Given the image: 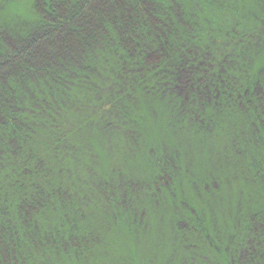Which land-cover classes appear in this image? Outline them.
<instances>
[{"label": "rangeland", "instance_id": "rangeland-1", "mask_svg": "<svg viewBox=\"0 0 264 264\" xmlns=\"http://www.w3.org/2000/svg\"><path fill=\"white\" fill-rule=\"evenodd\" d=\"M36 1L0 0V49L7 41L16 46L26 25L38 21ZM181 1L203 31L202 44L220 61L235 62L243 55L253 74L259 70L264 62V0ZM191 27L195 29L193 23ZM106 66L99 51L96 73L85 84L54 92L43 84L45 78L27 83L22 111L32 120L26 130L30 136L19 140L23 153L9 160L15 142L0 133V151L8 156L0 161V200L14 217L21 219L20 207L31 202L24 189L11 183L13 172L27 164L25 156L38 154L49 166L56 161L54 169V143L62 138L63 164H76L73 181L63 174L58 187L50 180L57 187L52 198L39 180L30 183L40 187L45 211H33L31 224L17 222L18 247L1 264H222L220 257H230L247 236L264 235L255 221L264 219L260 182L242 183L248 174H233L240 164L253 162L251 156L241 159L244 148L246 154L256 148L264 166V147L242 133L252 129L244 118L223 111L211 145L185 144L178 132L182 122L192 126L185 120L189 108L166 94L152 95L140 82L142 90H135L139 80H150L119 77L115 66L116 72L104 70ZM49 98L53 104L42 108ZM168 169L177 185L161 183ZM124 195L129 196L126 202ZM84 196L89 200L82 202ZM49 203L53 211L69 205L74 210L54 220L55 214L45 208Z\"/></svg>", "mask_w": 264, "mask_h": 264}, {"label": "trees", "instance_id": "trees-1", "mask_svg": "<svg viewBox=\"0 0 264 264\" xmlns=\"http://www.w3.org/2000/svg\"><path fill=\"white\" fill-rule=\"evenodd\" d=\"M214 1L218 0H207V4ZM181 3V0L179 3L175 0H37L38 21L26 25L25 31L17 37L16 46L7 41L0 49V133L2 139L15 142V149L9 150V160L15 154L23 153L19 140L30 136L26 130L32 118L29 119L26 109L22 111L23 96L29 95L27 83L45 78L43 84L54 92L85 84L91 77L89 75L96 73L94 63L99 51L108 64L104 70L116 72L115 66L119 77L129 74L134 79L150 80L149 83L139 80L135 90H142L143 86L152 95L163 97L162 94H166L189 108L185 120L192 126L182 122L178 132L185 144L211 145L212 137L221 128L218 116L224 111L243 117V124L252 129L242 133L252 139L251 143L258 142L264 147V62L253 74L255 69L244 63L243 55L235 62L229 58L220 61L209 45L202 44V29L195 19L188 17ZM106 46L110 48L104 49ZM242 72L246 76L237 77ZM103 75L102 72L101 77ZM50 104L53 103L49 98L48 103H42V108ZM33 113L35 111L30 115ZM261 130L263 135L259 133ZM61 139L54 143V152L58 155L54 169L51 163L56 161H52L50 167L49 162L46 165L37 154L25 156L27 164L12 174L11 183L17 189H24L28 196L25 199H31V202L20 207L22 221L10 214V208L2 206L0 200V264L18 247L20 228L17 222L31 224L33 211H45L38 194L40 187L30 183L39 180L43 192L52 198L57 195L53 192L57 187L50 184L51 181L58 183L59 187L63 174L70 175L73 181L76 164L73 160V167L63 164L64 155L59 148ZM243 139L241 136L239 141ZM79 149L83 153L82 148ZM244 149L240 151L241 159L251 156L253 162L248 166L240 164V170L236 169L233 174L241 178L242 172L247 173L242 176V183L260 182V189L264 191L263 157L256 148L246 149L247 154ZM7 158L0 151V161ZM21 174L24 180L19 177ZM160 180L161 183L177 185L175 174L173 172L171 177L169 169L162 173ZM190 182L197 183L194 179ZM204 184L209 186L207 181ZM84 187L89 194L92 193ZM128 198L124 195V202ZM80 199L82 202L89 200L86 196ZM45 208L55 214L54 220L74 210L69 205L67 209L53 211L51 203ZM255 221L258 233L264 234V219ZM206 238L211 239L209 235ZM78 241L79 238L74 239V242ZM33 242H36L35 238ZM222 256V264H264V235L247 236L235 253L232 251L230 257L227 254Z\"/></svg>", "mask_w": 264, "mask_h": 264}]
</instances>
